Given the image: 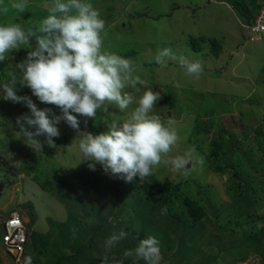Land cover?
Segmentation results:
<instances>
[{
	"label": "rangeland",
	"instance_id": "1",
	"mask_svg": "<svg viewBox=\"0 0 264 264\" xmlns=\"http://www.w3.org/2000/svg\"><path fill=\"white\" fill-rule=\"evenodd\" d=\"M5 2L10 4L11 0H5ZM88 2L98 9L100 17L105 21L104 33L106 35H104L102 50L128 59L135 69L134 75H139L147 81L148 88L160 92V99L151 114L158 115L160 119L163 118L161 122H164L165 126L175 129L179 137L169 155H184L190 152L193 160L199 157L204 159L202 167L198 165L194 170H191V164L189 165L190 175L187 178L179 173H173L170 166L164 163L155 167L152 175H156L161 180L169 179L175 183L180 182L185 188L188 181L191 193L200 199L207 211L208 217L204 218L206 223L211 224L207 219H213L216 222L215 234L220 240L210 233H205L203 227L197 225L191 232L196 234L187 240L185 251L180 249L178 256L173 258L165 253L161 264L166 262L187 264L184 259V257H190L187 253H192L194 256L190 264L193 262L197 264L201 254H197L195 251L201 252L203 254L201 256L204 257H206V253L213 252L218 259H223L224 256L232 258L230 254H241L246 247L254 249L248 251L245 260H237L233 264H261L263 256L259 250L255 249L257 243L249 239L244 244L240 243V239L250 236L251 227L258 233L261 241L264 239L259 233V226L263 223L260 216L264 215V206H257V211L251 213L252 216L249 217L250 212L246 210L249 207L248 201H245L242 204L244 209L246 208L243 210V216L248 217L247 222L241 227L236 223H227L226 219L215 215L205 195L198 192L197 183L211 184L215 192L213 198L210 199L212 204H221L223 208L225 204L231 203L232 198L227 189V186L230 185V171L221 173L210 166L209 160H207L208 141L213 137H219L220 134L226 139L233 132L239 134L241 129H247L257 123L259 118V122H264V82L258 81L259 78L264 77V40L254 41L246 38L241 24L243 20L237 10L223 1L88 0ZM51 3L52 0H27V10L24 13H19L16 10H10L6 15L0 13V24L20 23L25 29L38 27L41 20L49 14L47 8ZM210 39H216L219 42L218 46H222L219 57L212 54L214 46L209 45ZM31 43L33 47L36 46L34 37L31 38ZM164 48H171L177 57L183 55L190 61H199L203 68L199 79L188 76L178 60L169 59L166 67L156 64L154 58ZM29 51L30 49L21 47L19 50L9 53L7 59L0 61V67L9 75V78L2 77L5 83L10 82L13 76L19 79L20 74L16 64L24 61ZM15 90L17 95L31 97L39 108H51L56 115H62L58 107L40 102L32 94L31 89L22 86L19 81L15 85ZM146 90L145 87H139L138 91L132 88L125 89L133 95L135 100H138ZM1 94L0 182L5 183L2 192L0 191V206L2 205L0 209L4 210L1 212V218L5 219L8 216L7 213L17 203L16 197L18 198L24 193L25 201L29 204H27L28 206L34 207L37 219L34 226L36 233L26 245L27 257L34 258L42 254L55 256L57 259L59 257L57 254L63 250L60 249V245L64 241L62 233H65L66 227H71L73 233L78 230L79 219L77 216H73L68 225L61 224L60 222L66 220L69 212L66 214L67 210L58 201L59 199L42 189L28 174H38V176L46 178L55 169L62 171L77 168L83 160L78 149L79 140L87 135V132H92L89 125L91 128L95 127L98 124L97 119L85 118L73 113L78 116L79 132L81 133L62 120L58 125L61 134L59 137H54L57 147L53 148L44 143L43 151L37 154L20 139L19 127L16 124L18 117L30 114V109L24 103L5 100L3 89ZM218 102L222 111L200 113L207 109L212 111ZM135 106L134 102L126 112H121L115 105H108V111L98 110L97 113L100 112L102 116L100 123L103 125L102 132L107 130L111 122L126 119L128 112ZM86 119L87 124H85ZM206 120L210 121L208 124L209 133H203L208 134L209 139L202 142L199 135L204 137L205 135L202 133L198 135L199 132L194 130V126ZM221 128H224L225 134L221 133ZM30 130L35 131L34 128ZM95 134H99V132H94ZM254 136L255 132L253 131L250 138H254ZM195 137L198 139L193 142ZM39 139L43 142L46 138L41 136ZM198 143L203 144L199 146ZM93 171L98 173L92 176L88 174L91 179L106 183L111 181V174H106L101 165L97 164ZM256 174L261 177L260 171H256ZM143 181L141 182L139 178L138 182L142 184ZM11 197L14 199L13 201H10ZM89 207L92 206H87V208ZM80 210L82 208L78 207L76 210L72 208V213L77 214ZM85 211L80 213L84 214ZM145 217L133 214L129 215V219H125V224H131L130 230L141 231L140 239L151 236L147 232L152 231L153 227L159 226L153 220L155 215L154 218L149 214L146 219H144ZM112 228L113 226L109 227V231L103 233L102 237L94 243L89 242L88 245L82 246L80 257L94 255L102 258L105 255V249H107L106 240L113 232H116L112 231ZM130 230L125 231L129 233ZM52 233L54 238H52ZM178 233L181 234V231L179 230ZM145 234L148 236H144ZM1 236L0 228V256L1 259L6 257L5 264H10L9 262L12 261L8 260L2 247ZM122 241L126 242V245L122 246L123 250L135 249L139 244V239L133 238L130 233ZM220 243L227 249L223 248ZM77 244L65 248L66 253L72 251ZM92 245H96L98 248L91 249L89 246ZM219 247L225 250L221 253ZM39 248L40 254L38 253ZM111 258L117 263L122 261V264L129 261L128 264H135V259H137L135 257L125 258L123 252H119L118 255ZM103 262L106 264L107 261Z\"/></svg>",
	"mask_w": 264,
	"mask_h": 264
},
{
	"label": "clouds",
	"instance_id": "2",
	"mask_svg": "<svg viewBox=\"0 0 264 264\" xmlns=\"http://www.w3.org/2000/svg\"><path fill=\"white\" fill-rule=\"evenodd\" d=\"M10 10L24 13L27 0H11L10 4L0 0V13L6 15ZM47 10L49 14L35 28L25 29L20 23L0 24V61L21 47L30 49L27 58L16 64L19 79L13 76L2 87L5 100L24 103L30 109V114L17 118L20 139L38 154L43 151L44 143L57 147L54 137L61 134L58 125L62 120L81 133L80 121L73 113L96 118L98 110L108 111V105L126 112L135 102L136 106L123 121H113L106 131L95 135L87 132L80 138L81 163L87 161L91 170L99 164L106 174L119 176L126 182H132L137 176L142 182L161 163L184 178L190 175L189 164L191 170L198 165L202 167L204 159L193 160L190 152L169 155L178 142V134L161 122L163 118L151 114L161 94L148 88L147 81L139 75H134L135 69L128 59L102 50L105 21L98 9L88 0H52ZM33 37L35 47L31 43ZM154 59L161 67H166L169 59L178 60L185 73L196 79L203 71L199 61H190L183 55L177 57L171 48L160 50ZM17 81L30 88L40 102L58 107L62 115H56L51 108H39L27 95H17ZM139 87L147 90L138 100L125 91L126 88L138 91ZM41 136L46 138L43 142L39 139ZM27 234L29 239L28 229ZM128 235L124 230L113 232L105 242L106 248L110 249ZM123 255L143 259L147 264H161L163 260L159 242L151 236L140 239L135 249L125 250ZM25 264H32L31 256L25 258Z\"/></svg>",
	"mask_w": 264,
	"mask_h": 264
},
{
	"label": "trees",
	"instance_id": "3",
	"mask_svg": "<svg viewBox=\"0 0 264 264\" xmlns=\"http://www.w3.org/2000/svg\"><path fill=\"white\" fill-rule=\"evenodd\" d=\"M227 2L230 4L240 18L244 22H252L261 6V2L264 0H218ZM209 45H213V54L219 55L222 46H218L219 42L216 39H210ZM196 48V47H195ZM193 50H196L193 48ZM2 77H8L9 75L0 67V97L1 90L5 80ZM264 82V77L259 78L258 81ZM215 109L203 110L200 113L204 114L206 112L210 113L213 111H222L220 104L215 105ZM203 112V113H202ZM97 125L89 129L92 134L94 132H102V126L100 125L102 116L97 113L96 118ZM94 119V120H95ZM260 119V118H259ZM250 126L247 129L242 130L238 134L231 133L226 139L222 134L219 137H213L208 141L209 136V126L210 121H201L199 124L194 126L199 134H204V136L199 135L200 139L208 141V157L210 166L221 173L230 171V185L227 189L231 195V203L221 206V204H212L210 199L214 196V189L211 184H199L197 183V190L201 194L205 195L207 200L210 202V206L213 208L214 213L217 217H223L226 219L227 223H236L238 226H243L247 222L248 217L243 216L244 206L242 205L245 201H248V208L246 209L249 217L251 213L257 211V206H264V122H259ZM204 126V127H203ZM224 128H221V133L225 134ZM255 132L254 138H250V134ZM194 139V138H193ZM198 138L195 137L193 142ZM203 143H198L202 146ZM55 169L52 174L46 178L36 175L28 174V176L35 181L42 189L52 193L54 196L61 199L66 203L67 208L70 210V219L73 216L78 217V230H73L71 227H66L65 233L63 235L64 241L60 245L62 250L57 256V259L49 255H38L32 258V264H100L102 261H107L106 264H122L115 262L111 257L118 255L119 252H123L122 246L126 245V242L120 241L119 243L113 245L110 249H105V255L102 258H98L94 255L87 257H80L81 247L88 245L89 242L94 243L97 239L102 237V234L109 231V227H112V231L127 230L131 228V224H125V219H129V215H142L147 217V215H153L152 218L159 226L153 227L152 231H148L147 234L151 237H155L159 242V247L161 249L162 256H171L172 258L178 256L180 249L185 251V246L187 240L196 233H191L197 225L203 227L205 233H210L214 237L216 236L215 221L210 220L211 224H207L205 217H208L205 207L201 204L200 199L191 193L189 183L187 181L186 188L182 183H175L172 180L166 179L161 180L156 175H150L145 178L142 184H140L139 176L135 178L132 182H126L123 178L119 176H113L111 173V181L102 182L100 180L91 179L88 174L95 175L98 172L91 170L88 167V162L85 161L81 163L77 168ZM256 171H260L261 177L256 174ZM4 182H0V191L4 187ZM1 194V193H0ZM73 202L74 205H73ZM91 205L92 207L87 208ZM82 208L80 212L86 210L84 214L80 212L77 214L72 213V208ZM164 209H167L166 213ZM225 213L224 215H222ZM146 217L144 219H146ZM263 219L262 225L259 226V233L264 237V215L260 216ZM231 218V219H230ZM68 222H60L63 225H68ZM230 219V220H229ZM4 220L1 218L0 211V228L2 230V235L4 233ZM85 222V224H83ZM256 222V221H255ZM217 225H220L217 223ZM76 227V228H77ZM75 228V229H76ZM181 231V234L178 231ZM140 232V233H139ZM250 236L240 239V243L246 244V242L251 239L256 242V250H259L263 256L264 264V239L261 241L257 232L251 227ZM133 238H141V231L130 230L129 232ZM41 234V233H40ZM145 234L144 236H148ZM200 234V233H199ZM35 233L32 237H34ZM39 235V234H38ZM42 235V234H41ZM54 238V234H51ZM153 235V236H152ZM202 237V235L200 234ZM29 236L28 241L32 240ZM145 238V237H143ZM220 240V239H219ZM2 247L3 240L1 236ZM27 241V243H28ZM220 242V241H219ZM26 243V245H27ZM78 243L74 246L72 251L69 253L65 251V248L71 246L72 244ZM221 246L227 249L222 243ZM236 245V244H233ZM231 246V244H230ZM91 249H97L96 245L89 246ZM223 248L219 247L222 253ZM254 249L245 248L243 253H233L223 259H218L213 252L206 253V257L199 251H195L199 256L197 264H233L237 260H245L248 255V251ZM8 260L10 264H15L12 260V254L6 251ZM165 251V252H164ZM230 249L228 250V252ZM25 246L24 262L27 257ZM38 253H41L39 248ZM187 253V252H185ZM225 253V251H224ZM190 257H184L187 264L191 263L192 253H187ZM217 254V253H216ZM180 257V256H179ZM188 260V261H187ZM0 264H5L4 260L0 256ZM130 262V261H129ZM129 262L125 263L128 264ZM135 264H147L143 259H135ZM164 264H169L168 262ZM196 264V263H192Z\"/></svg>",
	"mask_w": 264,
	"mask_h": 264
},
{
	"label": "built area",
	"instance_id": "4",
	"mask_svg": "<svg viewBox=\"0 0 264 264\" xmlns=\"http://www.w3.org/2000/svg\"><path fill=\"white\" fill-rule=\"evenodd\" d=\"M245 36L250 40H258L264 37V1L256 18L252 22L243 23ZM4 233L2 235L3 246L12 254L15 264H25V246L28 241V234L25 221L19 210H12L5 220Z\"/></svg>",
	"mask_w": 264,
	"mask_h": 264
},
{
	"label": "crops",
	"instance_id": "5",
	"mask_svg": "<svg viewBox=\"0 0 264 264\" xmlns=\"http://www.w3.org/2000/svg\"><path fill=\"white\" fill-rule=\"evenodd\" d=\"M229 5V4H228ZM230 6V5H229ZM222 49V48H221ZM221 53V52H220ZM220 53L219 55H216V54H213L215 55L216 57H219L220 56ZM20 190V189H19ZM56 197V196H55ZM58 198V197H57ZM59 199V198H58ZM14 199L11 197V200L10 201H13ZM16 201L17 203L12 207L11 210L13 209H18L20 210L22 216H23V219L25 220V223L28 227V232H29V236H33L34 233H36V230L34 229V226H35V223H36V216H35V211L33 210L32 206H28L29 204L27 203V201H25V196H24V193L22 194V196H18V198L16 197ZM64 207L65 209L67 210L66 211V214L69 212L68 208H67V205L65 204V202H63L61 199L58 200ZM28 204V205H27ZM0 208H2V205L0 206ZM10 210V211H11ZM1 212H4V210H1ZM9 211V212H10ZM9 212L7 213L9 215ZM70 219V215L68 213V216L66 218V220H63L62 222H67L68 220ZM31 226V227H29ZM33 239V237H32ZM36 257V256H35ZM3 260H6V257H2Z\"/></svg>",
	"mask_w": 264,
	"mask_h": 264
},
{
	"label": "water",
	"instance_id": "6",
	"mask_svg": "<svg viewBox=\"0 0 264 264\" xmlns=\"http://www.w3.org/2000/svg\"><path fill=\"white\" fill-rule=\"evenodd\" d=\"M190 165V164H189Z\"/></svg>",
	"mask_w": 264,
	"mask_h": 264
}]
</instances>
